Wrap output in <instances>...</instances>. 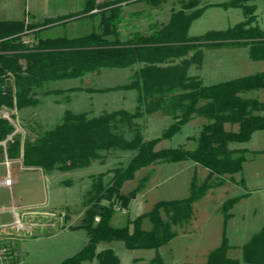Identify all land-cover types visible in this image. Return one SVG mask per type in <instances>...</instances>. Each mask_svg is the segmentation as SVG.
Returning <instances> with one entry per match:
<instances>
[{"label": "trees", "instance_id": "trees-1", "mask_svg": "<svg viewBox=\"0 0 264 264\" xmlns=\"http://www.w3.org/2000/svg\"><path fill=\"white\" fill-rule=\"evenodd\" d=\"M122 1L126 0H88L85 11L49 21L51 25L102 14L99 31L73 37L25 41L23 32L29 26L25 28L20 21H0V140L14 130L1 110L16 118L19 110L37 105L40 96L64 91L50 89L49 83L81 78L102 68L136 66L129 82L115 87L136 91L137 103L133 108H67L53 127L40 128L33 134L19 132L7 142V157L19 159L26 167L42 168L48 173L89 171L91 184L83 203L84 214L79 223L70 226L84 229L88 240L59 264H86L93 259L100 264H119L113 248H98L101 242L112 241H121L128 249H154L152 262L163 264L158 250L191 221L194 202L210 188L233 180L234 174L243 170L249 155L260 152L234 144L247 142L255 131L264 129V101L248 95L264 88V71L213 83L189 71L193 65L201 67L208 48L244 46L253 60H264V28L255 25V5L249 0L223 3L242 7L245 18L226 29L189 35L193 20L206 5L199 6V0H182L177 9L172 8L167 22H152L147 32L129 31L122 36ZM145 1L159 5L163 0ZM95 8L99 11L91 12ZM157 111L169 116L172 122L160 136L147 138L141 120ZM195 116L205 121L187 143L156 147L162 139L181 131ZM227 124L237 127L227 128ZM0 151H4L2 146ZM112 157L118 159L107 165ZM184 160L208 171L201 181L192 178L188 196L158 200L150 210L134 218L125 214L121 224H113L117 210H128L131 200L145 186L147 176L128 192L123 191L124 183L133 179L138 170ZM242 196L229 197L221 204L225 222ZM145 220L150 222L149 227L144 226ZM230 248L224 233L221 244L200 264H239L240 259L228 255ZM241 248L244 262L264 264V223Z\"/></svg>", "mask_w": 264, "mask_h": 264}, {"label": "rangeland", "instance_id": "rangeland-1", "mask_svg": "<svg viewBox=\"0 0 264 264\" xmlns=\"http://www.w3.org/2000/svg\"><path fill=\"white\" fill-rule=\"evenodd\" d=\"M128 1L130 2L122 7L120 13L122 36L129 31H145L151 22H167L172 8L177 9L182 0H163L159 5L145 0ZM230 1L199 0V6H206L203 13L193 20L189 35H200L210 29H226L242 21L245 18L242 7L223 4ZM83 2L84 0H67L68 7L65 11L75 12L82 8ZM248 3L256 7L255 25L264 28V0H249ZM16 9L23 11L22 7ZM18 16L23 18L24 13L13 14L10 11L0 14V19L9 20ZM37 16L44 21L46 16L61 18L67 15L48 13ZM101 20L103 18L99 12L70 18L65 22L61 20L41 27L37 31L23 34V38L32 41L38 38L73 37L92 33L101 29ZM203 59L200 68L193 65L189 71L191 74L200 75L207 83L225 81L264 70V60L251 59L248 47L244 46L208 48L204 52ZM101 70L98 75L101 78L96 76L93 78L90 75L88 76L90 78L83 76V78L49 83L50 89H64V91L40 96L37 105L19 110L16 120L20 125V132L33 134L40 128L53 127L67 108L74 111L126 108L121 106L123 103L128 104L129 99L125 96L121 101L119 91L123 89H115V87L129 81H123L121 70L112 71L103 68L97 72ZM86 86L90 87V93L81 91V88ZM248 95L264 99V89L250 91ZM136 103L135 100V103L127 109L133 108ZM89 106L91 109H87ZM204 121L203 117H193L181 131L170 138L162 139L156 147H176L187 143L188 137L198 134ZM141 122L144 125L145 136L154 138L160 136L172 121L169 116L157 111L146 115ZM236 127L237 125L227 124V128ZM187 145L191 146L190 143ZM234 145L249 149H264V130L254 132L249 141ZM114 158L112 157L107 165H112L111 163L118 159ZM88 173L86 169L48 173L42 168L26 167L19 159L7 157L5 151H0V180L5 177L11 178L10 184H0V245L8 248L18 264H59L61 260L85 245L88 240L86 231L70 226L79 223L84 214L83 203L91 184ZM207 173L206 168L191 160L161 162L141 168L133 179L124 183L123 191L128 192L147 176L145 186L131 200L128 210L122 208L117 210L113 224H121L125 214L134 218L150 210L158 200L188 196L192 178L195 176L201 181ZM248 192L249 194L241 197L240 201L230 209L234 216L227 227L228 239L232 245L228 255L240 259L239 264H248L242 260L241 245L259 231L264 223V152L250 154L243 170L235 173L233 180L210 188L202 198L194 202V214L187 224V232H190L191 238L180 237L179 234V238H175L172 242L180 243L175 248L174 254L170 248L175 244L170 242L161 247L166 264H179L181 261L192 264L194 261L206 259L208 253L222 241L224 215L220 210L221 204L229 197ZM16 219L22 222V228L16 226ZM144 226L149 227L150 222L145 220ZM182 231L179 229L178 233ZM110 246L119 255L120 264H150L155 254L154 249H128L121 241H112ZM87 264L99 263L94 259Z\"/></svg>", "mask_w": 264, "mask_h": 264}, {"label": "crops", "instance_id": "crops-1", "mask_svg": "<svg viewBox=\"0 0 264 264\" xmlns=\"http://www.w3.org/2000/svg\"><path fill=\"white\" fill-rule=\"evenodd\" d=\"M97 3H102V2H105L107 0H95ZM130 2L128 0L126 1H122L120 2L119 4L122 6V7H125L127 6V3ZM87 3H88V0H84L83 2V6L81 9L79 10H76L75 12H70V11H65V8L68 7L67 5V0H57L56 2H49L48 0H0V14H6V13H9L11 11V13H15V14H20V12H23L24 13V17L21 18V16H18V17H14L13 19H9V20H6V19H0V21H20L23 23L24 27L26 28L27 26H29V29H25L24 30V34L26 33H29V32H34V31H37L39 30V28L41 27H46V26H49V21H56L58 19H60V16H57L56 18H52V17H48L46 16V20L44 21H41L39 18H38V14H43V15H48V13H54L56 15H70V14H76V13H81L83 11H85L86 7H87ZM19 7H22L23 8V11L22 10H15V8H18ZM18 11V12H17ZM49 11H52V12H49ZM99 11V9L95 8L93 9L91 12H97ZM64 17V16H61V18ZM56 19V20H55ZM152 23V22H151ZM150 23V24H151ZM149 24V25H150ZM149 25L148 27L146 28L145 31L143 32H147L148 31V28H149ZM1 26V25H0ZM33 26V27H32ZM31 27V28H30ZM24 39V38H23ZM25 40V39H24ZM26 41V40H25ZM252 59V58H251ZM204 60V59H203ZM136 66H128V67H124V68H104V69H107V70H121V72H123V81L124 82H127L129 81V79L131 78L132 74H133V71L135 69ZM103 69V68H102ZM264 71V70H263ZM102 72V70L100 72H96V73H88L86 74L84 77L85 78H90L88 76H93V78L96 76V77H99L98 75ZM257 72H260V71H257ZM253 73H256V72H253ZM249 74H252V73H249ZM245 75H248V74H245ZM243 76V75H242ZM83 78V77H81ZM101 78V77H99ZM231 79V78H230ZM88 81H90V79H87ZM122 82V83H124ZM82 90L81 91H84L86 93H90L91 90H90V87H82L81 88ZM260 89H264V88H260ZM120 93V98H121V101L122 99L124 100L125 96H127V99H129V103H131L130 101L132 100L133 102L131 103L132 105L135 103V100H136V91L132 90V89H128V90H121L119 91ZM134 99V100H133ZM261 101H264V99H260ZM124 102V101H123ZM125 104L123 103V105L121 107H126L128 108L131 104ZM90 105V104H89ZM91 106H89V108L87 109H91L90 108ZM264 111V110H263ZM264 130V129H263ZM258 131V130H257ZM256 132V131H255ZM254 134V133H253ZM253 136V135H252ZM252 138V137H251ZM250 138V139H251ZM249 141V140H248ZM247 148V147H246ZM249 149V148H248ZM251 151H260L258 152L257 154L261 153V152H264V149H249ZM248 193H245V194H242L243 196H246ZM241 195V194H240ZM242 196V197H243ZM240 201V199L235 202L234 205H236L238 202ZM196 202V201H195ZM233 205V206H234ZM233 208V207H232ZM222 212V211H221ZM223 213V212H222ZM224 215V214H223ZM234 216V213L231 211V216L228 218V220L225 222V217H224V223H223V230H222V239H223V234L225 233L227 238H228V235H227V227H228V223L230 222V220L233 218ZM192 220V219H191ZM207 228V227H206ZM183 231L182 233H178L175 237H173L169 243L171 242H174L175 241V238H179V234L180 237L181 236H184L185 238H191L189 235H190V232H187V225L184 227V228H181ZM229 241V239H228ZM222 242V241H221ZM110 243L111 242H101L98 246L99 249H102V248H106V247H111L113 248L112 246H110ZM168 243V244H169ZM230 243V242H229ZM172 244H175V243H172ZM180 243H176L173 247L170 248V250H173V254H174V251H175V248L177 247V245H179ZM221 244V243H220ZM231 245V243H230ZM218 247V246H217ZM216 248V247H215ZM231 248H232V245H231ZM113 250L115 251V249L113 248ZM213 250V249H212ZM230 250V249H229ZM116 252V251H115ZM160 256L162 257V260H163V264H166V262L164 261V257L162 256V253H161V248L158 250ZM154 256L153 258L155 257L156 255V251L154 250ZM210 253V252H209ZM208 253V254H209ZM119 256V255H118ZM150 260V264H157V263H153L152 262V259ZM120 259V257H119ZM207 259V257H206ZM206 259H201V260H197V261H194L192 264H200V263H203L206 261ZM94 260V259H93ZM93 260H90V261H87L88 262H91ZM16 261V264H18L17 260ZM86 263V264H87ZM99 263V262H98ZM100 264V263H99ZM120 264V263H119ZM179 264H186L184 263V261H181Z\"/></svg>", "mask_w": 264, "mask_h": 264}, {"label": "built area", "instance_id": "built-area-1", "mask_svg": "<svg viewBox=\"0 0 264 264\" xmlns=\"http://www.w3.org/2000/svg\"><path fill=\"white\" fill-rule=\"evenodd\" d=\"M1 114L3 117L8 118L14 126V130L12 131V133L7 135V137L5 139L0 140V146L3 147V149L5 151V155L7 156V142L12 141L14 135L19 133L21 131V128H20V125H19L18 121L16 120V118L11 117V115L9 114L8 111L1 110ZM10 182H11L10 177H5V178L0 180V184L2 183V184L8 185V184H10ZM15 222H16L17 227H19V228L23 227V224L19 219H16ZM0 264H16L14 262V259H13V256L11 255V253H9L7 248L3 245H0Z\"/></svg>", "mask_w": 264, "mask_h": 264}]
</instances>
